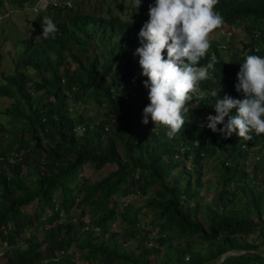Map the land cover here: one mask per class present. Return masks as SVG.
I'll return each instance as SVG.
<instances>
[{
  "label": "trees",
  "instance_id": "16d2710c",
  "mask_svg": "<svg viewBox=\"0 0 264 264\" xmlns=\"http://www.w3.org/2000/svg\"><path fill=\"white\" fill-rule=\"evenodd\" d=\"M36 1L0 0L1 20L14 10L28 14L36 34L17 42L13 72L0 73V97L8 100L0 136L14 133L0 144L1 264H216L227 251L242 252L218 264H264V190L255 185L261 176L245 170L258 167L264 182V134L225 139L206 127L216 114L211 93L243 99L235 90L241 64L248 55L264 57V0H218L223 24L249 38L240 45L246 51L210 47L197 64L213 54L218 60L199 84L207 95L193 94L171 138L150 116L142 123L147 78L133 55L147 22L135 15L147 10L149 17L155 0H141L137 10L133 0H70L68 8L59 2L29 11ZM48 18L58 31L43 39ZM87 100L100 120L83 117L78 108ZM255 146L263 154L253 160ZM205 154L214 157L216 182L209 200L199 201ZM87 164L115 168L87 182L79 176ZM127 195L133 198L124 201ZM137 197L143 201L134 206ZM116 219L129 235L110 229Z\"/></svg>",
  "mask_w": 264,
  "mask_h": 264
},
{
  "label": "clouds",
  "instance_id": "9594fccd",
  "mask_svg": "<svg viewBox=\"0 0 264 264\" xmlns=\"http://www.w3.org/2000/svg\"><path fill=\"white\" fill-rule=\"evenodd\" d=\"M217 3L218 0H155L154 6L149 5V19L139 32L141 46L133 55L139 56L141 75L147 78L143 85L148 89L149 100L143 109L142 123L147 124L150 116L154 124L169 128L170 138L180 133L185 123L183 112L186 104L193 101V94L200 99L207 95L199 90V84L209 78V70L218 60L213 54L206 65L197 64L211 47L210 33L224 25L223 17L214 11ZM133 4L137 10L141 0H133ZM57 31L48 18L40 36L55 38ZM237 81L235 90L242 92L244 98L234 99L227 94L218 98L219 91L211 93L216 97L211 106L216 114L206 117V127L225 139L236 133L248 141L253 132L264 134V57L246 56ZM233 109L236 115L230 114Z\"/></svg>",
  "mask_w": 264,
  "mask_h": 264
},
{
  "label": "rangeland",
  "instance_id": "374dc122",
  "mask_svg": "<svg viewBox=\"0 0 264 264\" xmlns=\"http://www.w3.org/2000/svg\"><path fill=\"white\" fill-rule=\"evenodd\" d=\"M83 3H88L89 5L92 4L95 0H81ZM74 5L69 8L73 9ZM86 10V9H84ZM11 11V10H10ZM17 10L11 11L10 15L5 19L0 21V73L1 72H7L11 73L13 72L14 68V62H15V55L17 52V42L22 38L27 37H36L35 29H33L28 21L31 19L30 15L28 14H21L20 12L17 13ZM147 10L141 11L139 14H136V17H143L144 21H147L149 17L146 16ZM62 18V17H61ZM250 19L246 21L247 23H250ZM264 24V21L262 22V25ZM231 28L228 25H223L218 29H215L212 33L209 35V40L211 43V46H217L218 48L222 49L225 53L229 54L228 50L232 47H235L236 45L239 47L241 43L246 39L248 40V37H245L243 35L242 28L229 30ZM233 31V32H232ZM139 44V43H138ZM240 52L238 55H243L246 51V49L242 46ZM227 51V52H226ZM1 82V79H0ZM7 98L0 97V111L3 110L4 106L7 105ZM79 110H82L83 117L85 120H87L90 123L96 122L102 118L101 116V110L98 109L92 100H87L85 103L81 104L78 108ZM1 113V112H0ZM2 116V115H0ZM4 122V118L2 119ZM14 135V133L12 134ZM9 135V136H12ZM9 136H6V134H2L0 144L2 147H6L8 144ZM13 137V136H12ZM263 154L261 151V148L258 146H255L250 151V158L253 160H256L257 155L260 156ZM214 161V157L209 156L208 154H205L203 156V159L201 160V171L202 175L200 178V181L202 182V189L199 194V197L197 198L199 201L201 199L209 200L211 195V189L215 185L216 182V168L211 166L212 162ZM252 163V161H251ZM115 168V165L113 164H106L104 165L100 170L93 171L90 165H84L80 171L79 176L83 178L84 181L91 182L92 180L98 179L102 176H104L108 171ZM254 169V170H253ZM245 170L247 172L253 171V177L257 179L259 175L261 178L255 180V185H258L260 188L264 190V182H263V176L260 173V169L258 167H245ZM172 175L180 177V172L176 171V169L171 171ZM252 175V174H251ZM262 181V182H259ZM207 183V184H206ZM133 197L130 195H127L124 198V201H130ZM143 199H139L138 197L134 200H132L133 205L137 206L142 203ZM150 219V218H147ZM82 220H86V217L82 218ZM142 222L145 223L146 219L142 218ZM111 230H118L119 235H129L130 231L127 228H124L123 225L116 219L114 222H112L110 226ZM29 232L28 230H25L22 234V237L26 236ZM252 236H255L253 234ZM133 247V246H131ZM129 249H132V248ZM20 249H23V246L20 247ZM1 255V253H0ZM2 259V258H0ZM0 260V264H1Z\"/></svg>",
  "mask_w": 264,
  "mask_h": 264
},
{
  "label": "built area",
  "instance_id": "2783aa9c",
  "mask_svg": "<svg viewBox=\"0 0 264 264\" xmlns=\"http://www.w3.org/2000/svg\"><path fill=\"white\" fill-rule=\"evenodd\" d=\"M60 3H63L66 5V7L68 8L69 7V4H70V0H37L34 5L32 7H29L28 10L31 11V12H35V11H39V10H43L49 6H55L57 4ZM258 31H254L253 32V37H257L258 36ZM76 130H80V127L79 126H76L75 128ZM255 134V133H254ZM17 155L13 154V156H11L9 158V161H12L14 159V157H16ZM145 226V223L143 222H140L138 223V227L139 228H143ZM147 228H150L149 225H146Z\"/></svg>",
  "mask_w": 264,
  "mask_h": 264
},
{
  "label": "water",
  "instance_id": "95a60500",
  "mask_svg": "<svg viewBox=\"0 0 264 264\" xmlns=\"http://www.w3.org/2000/svg\"><path fill=\"white\" fill-rule=\"evenodd\" d=\"M242 251H227L225 253H223L220 258L218 259V261L216 262V264L222 262L224 260V258L230 256V255H237L240 254Z\"/></svg>",
  "mask_w": 264,
  "mask_h": 264
}]
</instances>
